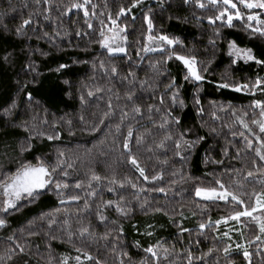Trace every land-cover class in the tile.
Segmentation results:
<instances>
[{
  "label": "trees",
  "instance_id": "trees-1",
  "mask_svg": "<svg viewBox=\"0 0 264 264\" xmlns=\"http://www.w3.org/2000/svg\"><path fill=\"white\" fill-rule=\"evenodd\" d=\"M71 2L0 0V56L5 51L13 53L12 64L0 61V179L15 172L25 162L37 164V158L50 168L63 160L53 180L69 185L59 196L53 183L49 189L40 190L41 194L34 199L22 198L17 208L10 209L7 214L0 212V217L8 221L0 228V257H5L0 264H23L25 260L27 264H60L63 255L70 257L68 264H77L73 259L78 255L75 248L82 246L78 229L89 224L96 239L86 240L83 244L101 264H120L121 260L124 264H141L145 259L148 264H155L151 254L144 251L149 246H156L160 264H188V249L199 257L209 248L214 249L213 253L204 261L194 260L193 264H229V261L248 264L243 249L237 250L236 244H243L252 253L251 264H264V235L256 241L255 237L261 234L254 221L242 217L239 222L222 221L218 226L201 230L198 227L201 222L207 223L209 219L214 222L237 209L224 201H205L195 196V187L216 186V179L234 191L250 194L253 189L264 190L261 183L264 172H256L252 164V160L258 158L246 149L243 137L239 135L240 132L248 135L240 119L258 132L251 121L260 118V110L254 108L252 102L264 101V91L257 88L237 92L233 87L219 86L221 83L251 85L258 77L264 79V64L230 55L228 47L230 41H235L238 47L250 48L257 59L264 60V36L246 29V17L243 20L234 18L232 26L227 25L226 18L210 23L208 17H215L219 10L207 0H203L206 4L203 9L197 7L194 0L187 4L183 0H163L162 6L160 0H143L140 6L119 18L120 7H129L131 0H91L97 6L96 15L88 18L92 28H88L83 10L65 11ZM88 7L91 13V5ZM149 9H152L151 34H165L177 39L176 45L165 47L174 48L181 55L195 56L197 68L205 77L203 81H185L186 67L175 58L165 63L167 51L145 53L141 50L145 44L158 47L147 40L149 33L144 15ZM29 15L32 25L24 36H16L15 28ZM109 15L117 19L120 27L126 28L123 35L127 36V42L121 45L127 48V55L109 56L98 42L101 29L107 33V27L111 26ZM252 23L255 27L256 23ZM29 60L35 61L42 73L37 78L38 83L30 84L26 90L34 97L30 104L24 92L18 93L16 84L17 79L33 78L22 71ZM60 64L67 67L56 72ZM113 66L118 70L116 74L111 72ZM130 71L135 74L134 86L125 79H131ZM172 78L180 86L185 106L172 109L173 115L180 118V124L178 127L173 124L170 131L175 136L190 129L188 139L204 137L195 148L182 150L183 159L175 154L172 141H167L164 148L157 147L165 130L157 126L160 114L153 113L152 119L148 118V105L157 102L154 97L165 92L164 86ZM144 80L153 88L142 90L139 82ZM133 87L138 98L135 103L142 106L143 116L134 114L133 103L127 100L126 93ZM260 87L264 88V85ZM89 91L92 96L88 95ZM194 97L199 98L198 106ZM14 99L17 107L11 115L5 116L3 109ZM165 102L168 103L167 95ZM198 108H203V112L198 114ZM124 111L129 115L122 121ZM105 112H110L108 117L104 116ZM22 121H27V131L17 126ZM117 125H120L119 131ZM129 126L134 129L130 143L132 154L148 176L162 173V179L144 181L129 163L122 147ZM93 127L97 130L92 131ZM233 132L237 135L233 136ZM137 135L144 137L139 145L135 142ZM48 136L54 138L49 140ZM21 145L27 150L22 152ZM60 152L64 153L63 157L59 156ZM63 171L68 175L64 176ZM248 171H253L255 176L247 177ZM93 173L107 178L92 182L95 196L89 195L92 189L88 188ZM113 178L123 181L124 187L118 183L110 184ZM77 181L81 182L80 189L75 187ZM132 183L137 187H131ZM240 184L243 189L239 188ZM110 188L114 190L110 191ZM159 188L165 191H157ZM72 195L81 199L67 200ZM121 196L124 197L120 201L122 205L131 209L128 215H121L114 206L103 207L106 201H119ZM2 199L0 195V202ZM61 199L66 202L61 204ZM244 199L248 201L249 197L244 196ZM86 200L90 205L88 209L84 208ZM56 208L61 211L54 212ZM98 208L107 217L106 221L99 220ZM157 208L163 211H155ZM49 213L56 219L51 227L47 215L41 219L42 214ZM121 228L122 232L119 231ZM181 228L191 231L181 232ZM68 229L77 233L71 242ZM29 231L37 234L29 235ZM106 232L110 235L103 239ZM224 232L229 236L224 237ZM9 236L14 239L9 240ZM51 236L57 239L53 240ZM17 242L26 246L27 254L22 259L17 257L9 261L6 253ZM227 244L233 247L225 257L222 249ZM165 248L168 249L167 259L164 258ZM124 252L127 256L122 255ZM85 264H95V260Z\"/></svg>",
  "mask_w": 264,
  "mask_h": 264
},
{
  "label": "snow or ice",
  "instance_id": "snow-or-ice-1",
  "mask_svg": "<svg viewBox=\"0 0 264 264\" xmlns=\"http://www.w3.org/2000/svg\"><path fill=\"white\" fill-rule=\"evenodd\" d=\"M39 2V0H38ZM143 0H131V4L129 7H120L119 12L117 13V18L124 16L126 13H130L132 8H135L137 6H140L142 4ZM184 3H189L191 0H183ZM194 3L197 7L203 9L206 7V4L203 2V0H194ZM160 4L162 6L163 0H160ZM208 4L218 8V14L215 17L209 16L208 20L210 23L214 24L217 20H224L226 18L227 25L232 26V21L234 18L236 19H245L246 17V29L250 30L252 34H259L260 36H264V0H208ZM89 5H91L92 12H89ZM96 5L92 4L91 0H72V2L66 6L65 11L71 12L73 9L76 10H83V15L85 17V22L87 23L88 28H92V24L89 22L88 18L90 15L95 16V9ZM246 10V12L242 11L241 9ZM152 9L148 10V13H145L144 19L147 22V28L149 35L147 36V40L149 42H154L158 47H153L151 44H145L143 48L141 49L145 53L149 52H165L167 51V56L165 58V63L168 60H171L175 58L176 60L181 61L184 66L187 69V74L184 76V80H194L196 82L203 81L205 77L201 74V72L197 68V58L195 56H186L181 55L177 53L174 48H166L165 46H174L178 43V40L175 38H170L168 35L161 34L158 36H153L151 33L153 31V23L152 19L150 18V13ZM45 19H48L46 16ZM108 19L111 21V26L107 27V34L104 30V28L101 29L99 35L101 39L98 41L100 46L107 50V53L109 56H112L116 53H123L127 55V48L125 46H121V43L123 42L126 44L127 42V36L123 35L125 33L126 28H122L117 24V19H113L111 15H109ZM134 19V17H133ZM256 23V26H253V23ZM33 23L31 15L27 19H23L21 23L15 28V34L16 36H24L26 34V29L31 26ZM103 23V22H102ZM7 31V28H5ZM47 35V33H45ZM77 35H80L78 32ZM211 43H214V41H210ZM229 52L230 55H235L238 58H242L245 61H255L257 64H264V60H259L257 57L253 54L252 49L250 48H240L236 45L235 41L229 42ZM46 55V53H45ZM139 55V53H138ZM12 57L13 53L5 51L2 56H0V61H3L4 64H12ZM159 63V62H157ZM235 63V61H233ZM102 68L104 67L103 62H101L100 65ZM67 67V65L60 64L55 69L56 72H60L62 69ZM155 67V65H153ZM22 71H26L27 73L32 75V79H25L21 81L20 79L16 80L17 84V91L24 92L26 96V100L29 102V104L34 100L33 94L31 91H26L29 87V85H35L38 83V77L42 75V73L39 71V67L36 64L35 61L29 60L27 64L24 65L22 68ZM51 71V69H50ZM158 71V70H157ZM111 72L113 74H116L118 72L117 68L113 66L111 68ZM129 77L131 79H128V77H125V79L128 80L129 84L135 85V74L133 72H129ZM67 83V81H65ZM140 88L142 90L146 88H153V85L150 84L147 80L140 81ZM264 85V79L257 78L254 82V84H244V85H231L229 83H221L219 86L223 88H229L233 87L235 91L239 92L241 90L251 91L254 89L259 88L261 91H264V88H261L260 86ZM165 92L161 93L159 97H154L156 99V103L149 104L148 105V113H149V119H152L153 113L160 114V121L158 123V128L165 130V136L164 138L159 142L157 147L164 148L166 146L167 141H172L174 143L176 152L175 154L178 157H181V159L184 158L182 150H191L195 148L196 144L199 143V141L203 140L204 137L197 136L195 140H190L187 138V133H189L190 129H185L182 132L177 133L175 136L170 131L171 126L174 124L177 127L180 124V118L178 116L173 115L172 109L176 106H179L183 108L185 106V102L180 96L179 87L176 82L175 78H172L168 84L165 86ZM89 96H92L93 93L91 91L88 92ZM165 95L168 96V103L165 102ZM127 100L129 102L133 103L132 112L134 114L143 116V109L142 106L135 103V99H138L135 97V87L133 89L129 90L126 93ZM194 103L198 106L200 101L198 97H194ZM81 100L83 101V96H81ZM252 106L254 108H258L259 111V119H253L251 123L253 125H256L258 128V132L255 131L249 123L245 122L243 119H240L239 122L243 126L244 129L247 130L248 135H245L244 132H240L239 135L243 137L245 146L247 150H251L254 152L255 157L258 159H253L252 164L254 168L256 169V172H264V101L262 100H254L252 102ZM17 107V102L14 99L10 106L3 109V114L5 116L11 115L12 111ZM111 102H109V110H111ZM203 112V108H198V114ZM110 112H105L104 116L108 117ZM129 113L127 111H124L121 115V120L123 121L125 118H127ZM247 115V113H245ZM135 118V116L133 117ZM83 119V117H81ZM239 119V118H238ZM47 121L45 120V123ZM103 119L101 120V123H103ZM154 124H156V121H152ZM21 128H24L25 131L28 130L27 127V121H22L19 125H17ZM117 131L120 129V125H117ZM97 129L93 127L92 131H96ZM215 131V129H213ZM233 136L237 135V133L233 132ZM134 136V129L129 126L127 130V136L123 140V149L124 152L127 154V158L129 163L135 168V170L139 173V177L142 178L144 181H156L159 179H162V173H157L155 175H152L151 177L146 174L145 168L142 167L137 160L136 156L132 154V148L130 147L131 140ZM49 140H52L53 136L47 137ZM30 139V137H29ZM144 137L142 135L135 136V142L137 145L141 144ZM28 147H31L29 144ZM27 149L21 145V151H26ZM64 153L60 152L59 156L63 157ZM237 155L239 156V150L237 151ZM38 159V163L33 165L31 162H25L21 164L20 167H18L15 172H12L10 174H7L3 177V179H0V195H2L3 199L2 202H0V212H3L5 214L8 213L10 209H16L18 202L22 199V197L27 196L29 198H36L38 197L41 192L40 190H46L49 189L51 185H55V190L57 192V195L62 196L63 195V189L68 188L67 183H61L59 180L54 181L53 175L57 171V168H60V166L64 163L63 160H60L59 163L55 166L50 168L49 166H46L42 160ZM219 163V162H218ZM69 168L72 167L71 164L68 165ZM64 176H67V171H63L62 173ZM175 174V173H174ZM255 173L253 171L247 172V177H254ZM183 178V177H182ZM102 179L101 176L93 173L91 175V178L88 183V188L92 189V191L89 193L91 196H95L96 192L93 188L92 182H100ZM119 184L121 188L124 187L123 181H116L115 178H113L110 181V184ZM175 183V181H173ZM262 184H264V181H261ZM216 186H209V187H202L197 186L195 187V196L203 198L205 201H224L230 205H234L237 210L233 211L229 216L221 217V219H218L216 221H209L207 223L201 222L198 227L199 229L203 230L210 227H215L221 224V222L227 223L229 220H234L239 222L242 217H248L252 221H254L259 226V233L261 235H257L255 237L256 241L261 240V236L264 235V190L256 191L255 189L252 190V192L249 194L247 192L242 191H234L230 190L228 186L224 184L220 179L215 180ZM75 187L77 189H80L82 187L81 182L77 181L75 184ZM131 187L136 188L137 184L132 183ZM243 184L239 185L240 189H243ZM110 191L114 190L112 188L109 189ZM141 191H144L143 188H141ZM157 191L164 192V188H159ZM244 196H248L249 199L246 201L244 199ZM81 199L78 195H72L68 196L67 200L69 201H79ZM124 197H120L119 201H113L108 200L104 203L103 207H115V210L120 213L121 215H128V213L131 211V209H127L126 206L122 205L120 201H123ZM66 201L64 199L60 200L61 204H64ZM90 205L88 204L87 200L85 201L84 208L88 209ZM143 207V204L141 205ZM61 211L60 208L54 209V212L59 213ZM65 211H67L65 209ZM155 211H163L161 208L155 209ZM48 216V225L51 227L53 224L56 223V219L54 216H52L51 213L49 214H42L41 219L44 218V216ZM98 218L101 222H104L107 220V217L103 215V213L99 210H97ZM167 215V213H165ZM8 221L0 217V228H3L7 225ZM64 223L67 225L68 221L65 220ZM122 232V228L119 230ZM181 232H189L190 229L181 228ZM37 233L29 231V235H36ZM68 234V240L69 242L72 241L73 236H76L77 233H73L70 229L67 231ZM148 235H151V233H147ZM47 235V233H46ZM110 233H104L103 239H107ZM224 237H228L229 233L224 232ZM51 239H57L56 236H51ZM78 238L82 241L81 247H76L75 251L78 253L73 259L77 262V264H85V262H91L95 260V264H101V261L98 258H94L90 252L86 250V246L83 244L86 240H95L96 239V233L91 230V225H84L81 226L78 229ZM9 240H13L14 236H9ZM251 243V242H249ZM138 245V242H137ZM51 246L49 245V248ZM233 247L232 244H227L222 249L225 257H228L230 249ZM235 248L237 250L243 249V257L246 261H248V264H251V256L252 253L248 250L247 247H245L243 244H236ZM115 250V249H114ZM216 251H220L219 249H215ZM145 252L150 253L151 257L154 258L155 264H160V254L156 250V246H149L146 249H144ZM214 249L209 248L207 253L202 254L199 257L194 256L191 249L187 250V261L188 264H193L194 260H200L204 261L206 256H209L213 253ZM163 252L165 254V259H167V253L168 249H163ZM27 254L26 246L17 242L14 247L9 248L6 253V259L9 261H13L14 258H23ZM123 256H127V253H122ZM5 257H0V260H4ZM70 257L67 255H63L60 261V264H68ZM51 260V257H50ZM23 264H27V261H23ZM120 264H124V261L121 260ZM141 264H148V261L142 260ZM229 264H233L232 261H229Z\"/></svg>",
  "mask_w": 264,
  "mask_h": 264
},
{
  "label": "rangeland",
  "instance_id": "rangeland-1",
  "mask_svg": "<svg viewBox=\"0 0 264 264\" xmlns=\"http://www.w3.org/2000/svg\"><path fill=\"white\" fill-rule=\"evenodd\" d=\"M207 2H208V0H207ZM243 9V8H242ZM243 11H244V9H243ZM107 34V33H106ZM118 43H121V44H123V42H119L118 41ZM122 46V45H121ZM116 54H122V53H116ZM70 174V173H69ZM73 176V175H72ZM25 197V196H24ZM24 197H22V198H24ZM197 198H199V199H203V198H200V197H197ZM204 200V199H203Z\"/></svg>",
  "mask_w": 264,
  "mask_h": 264
}]
</instances>
